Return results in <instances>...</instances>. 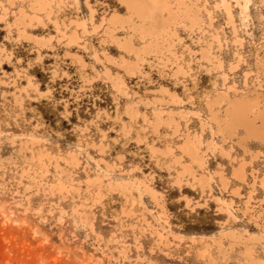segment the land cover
<instances>
[{"label": "rangeland", "instance_id": "374dc122", "mask_svg": "<svg viewBox=\"0 0 264 264\" xmlns=\"http://www.w3.org/2000/svg\"><path fill=\"white\" fill-rule=\"evenodd\" d=\"M54 1L57 6L54 4L50 18L58 20L61 30L75 18L84 19L88 29L91 27L87 2L95 11L92 22L96 32L80 37L76 44L67 45L66 39L57 44V36L49 40L57 35L54 26L39 12L40 23L26 20L23 25L27 34L45 43L43 48L37 47L17 40L21 27L13 22V13L28 9L30 0H0V264H252L243 258L245 248L240 245H231V258L225 256L222 249L229 239L223 238L221 246L216 243L221 231L233 232L243 243L247 237L260 238V243L250 248L251 257L255 264H264V234L243 215L246 201L248 208H264V186H260L264 142L247 141L248 153L243 154L236 138L223 143L217 132L212 138L229 152L228 158L212 149L205 151L203 172L185 157L177 160L185 126L201 136L202 150L211 141L209 130L201 131L199 120L209 117L208 97L213 101L224 86L240 92L257 87L261 78L256 63L264 51V0H227L235 33L225 13L217 8L218 0H199V5L205 4L212 13V27L221 45L214 44L212 54L222 62V69L207 72L203 68L206 63L198 52L208 36L200 31L210 30L201 11L200 29L193 27L190 32L181 24L176 27L174 49L187 72L178 79L172 77L173 68L158 64L153 54L137 62L135 52H124L109 39L102 41L101 17L112 12L126 16L115 0ZM168 2L174 6V0ZM116 35H129V31L120 30ZM132 41L141 47L136 38ZM171 42L168 39L164 45ZM122 58L130 65L139 63V67L125 69ZM107 74L112 80L121 78L127 97L112 89ZM260 84L259 92H263L264 80ZM128 108L138 115L130 116ZM223 109V103L213 105L219 118ZM157 112H163L164 118H182L179 132L162 122L154 133L142 116L151 119ZM149 146L155 148L154 154ZM72 154L76 163L71 161ZM255 154L258 158L252 160ZM241 158L244 183L230 177L231 166ZM55 161L63 168L71 166L77 191L68 187L48 191L42 186L38 193L35 188L25 193L18 185L27 184L19 174L28 167L35 178L42 176L44 183L52 182ZM41 163L48 173L42 174ZM104 163L110 166L107 172L113 182L101 187L96 199L99 181L95 174L106 173ZM183 168L212 177L209 188L202 192L187 178L175 184L177 171ZM251 170L256 177L254 189ZM220 172L228 179L226 190L218 182ZM114 181H124L121 183L127 186L118 187ZM143 184L154 192V198L143 192ZM215 197L226 202L233 199L236 222L219 212ZM188 201L197 206L191 210ZM78 205L84 207L83 216L75 212ZM142 216L151 226L142 225ZM156 232L161 234L160 240ZM123 249L127 259L120 253ZM201 249L205 250L202 258L197 252Z\"/></svg>", "mask_w": 264, "mask_h": 264}, {"label": "bare ground", "instance_id": "6f19581e", "mask_svg": "<svg viewBox=\"0 0 264 264\" xmlns=\"http://www.w3.org/2000/svg\"><path fill=\"white\" fill-rule=\"evenodd\" d=\"M122 8H124L126 12V16L123 17L120 14L112 12L110 15L102 16L100 23L102 26V41L109 39V41L115 45L118 49L123 50L124 52H135V57L137 62H143L144 57L153 54L157 60L158 64L170 65L173 69L172 77L173 79H178L179 77L184 78L187 75L183 64L180 61V57L177 55L174 49V43L178 39L176 27L178 25H182L184 29H190L192 32V28H199L200 21V12L204 11L206 18L208 20L207 27L210 31L202 32V34H206L208 36V40L201 45L200 51L198 54L200 55L202 61L206 63V66L203 67L207 72L209 71H217L222 69V62L218 59V57L212 54V46L216 44L220 48L219 35L217 30L212 27L213 17L212 13L209 9L204 5H199V0H174L173 7L168 2V0H115ZM54 0H30V5L28 9L19 8L17 12L13 13L14 15V24L18 28L17 30V40H21L24 42H31L37 47L43 48L45 43L35 40L32 36L27 34L23 28V25L26 20L35 21L37 20L40 23V17L38 16L39 12H42L44 17L51 22L54 26V31L57 33L55 36H50L51 38H56L57 36V44L61 39H66L68 44H76L77 40L80 37L88 36L90 34H94L96 32V28L93 25L92 19L94 18V9H92L89 4L86 2V6L89 10L88 23L91 26L89 29L85 24V20L81 19L78 21L76 18L69 20L67 24L61 23L64 25L61 30V25L59 24L56 18L51 19L50 17L54 14L53 6ZM217 8L221 9L228 20L230 27H232L233 32V17L230 11V4L227 0H218ZM4 14L6 15V9H3ZM29 13V14H28ZM184 21L186 24H184ZM27 22V21H26ZM93 27V28H92ZM92 28V29H91ZM129 31V35L118 36L116 35L118 32ZM212 30V32H211ZM132 38H136V40L141 43V47L136 46ZM171 40L172 42L166 47L164 42ZM48 40V39H47ZM48 40V41H49ZM179 42V41H178ZM164 51V52H163ZM103 56L105 55V51L102 52ZM167 53V56L162 54ZM195 53V52H194ZM93 57H97L96 52H93ZM164 57V58H163ZM122 63L125 66V69H131L132 71L136 70L139 67V63L136 65H130L128 60L122 58ZM256 68L260 73V80H258L257 87L247 92H240L234 89V87H222L223 91L216 92L213 101L206 99V108L209 114L207 120H200V128L201 131L207 128L209 130L211 141L203 147V141L201 136L197 135L195 131H190V128L185 126L184 135H182L181 143L178 145V153L180 157H177V160L182 157L187 158L192 164H194L198 171L203 172L206 165V156L205 151L212 149L213 151H218L221 156L228 158L229 152L225 151L221 146L217 145L213 136L218 132L220 133L221 140L223 143L226 142L227 139L236 138L235 144L241 148L243 154L248 153L246 150L245 144L247 141L251 143L255 142H264V91L259 92L262 88L260 82L264 80V51L259 61L256 63ZM236 67L230 69V71H234ZM126 73V71H125ZM127 74V73H126ZM107 79L111 83L112 89L122 97H127L128 95L125 93V90L121 88L123 82L120 77H116V80H112L107 74ZM223 82H226V76L223 75ZM31 88V85H27ZM229 94V95H228ZM172 97H175V94H171ZM224 104V109L222 111V116L219 118L213 110V105ZM130 116H137L138 112L136 110H132L128 108ZM143 121H145L148 125L153 128L154 133L158 131V127L162 122H165L167 127H173L174 132H179L180 122L182 118L174 119L171 116L163 117V112H157L152 115L151 119L142 116ZM212 126L215 129H212ZM241 133V135H240ZM94 145L91 146L93 148ZM101 146V144L99 145ZM206 148V149H205ZM232 149V147L230 148ZM22 151H25L24 147H21ZM149 151L151 154H154L155 148L153 146H149ZM169 152V150H168ZM250 153V152H249ZM30 155L33 153L30 151ZM71 161L77 162L76 156L72 154ZM33 157V156H31ZM258 158V155L251 156V159L254 160ZM235 158H232V161ZM179 163V162H178ZM42 164V163H41ZM244 161L242 158L240 161L236 163V165L231 166L230 177L239 183H244L245 180V172H244ZM43 171L42 174L48 173L47 167L42 164L39 166ZM104 167L106 169V173L102 175V173H96L95 176L99 181V185L96 188V192L94 193V197L96 199L100 198L99 189L105 186H112L113 180L109 178V174L107 169L110 168L107 164L104 163ZM53 169L55 170V176L52 177V182H43V178L37 179L35 178V174L31 170V167L26 169H21L19 177L20 179L26 180L27 184L18 183L19 186L23 188L26 192L32 191L35 188V192L38 193L42 186L47 187L48 191H51L53 188H57L58 191L66 190V187L70 188V190L77 191L74 187V179L71 173V166L68 165L65 168L61 167L58 162H54ZM255 172V171H254ZM253 170L249 173L250 176L253 177V182L251 184V188L254 189V183L256 177ZM11 174V173H10ZM13 175V174H11ZM211 176V175H210ZM87 177V175H86ZM107 178L106 184L102 183V180ZM187 178L193 183H196L200 190L203 192L204 189L209 188V182L212 181V177H206L202 174H196L195 170H187L183 168L181 172L177 171V175L175 177V184H180L182 179ZM218 182L221 185L223 190H226L228 179L225 178L222 172L217 173ZM115 185L118 187H122V185L127 186V183H121L124 181H114ZM260 186H264V180L260 181ZM143 192L148 193L151 197L154 198V192L149 188V186L143 184ZM135 191L138 196H141L138 188L135 187ZM127 194L129 190H124ZM69 194V192H67ZM233 195L238 196L237 191L232 192ZM250 199V197H249ZM215 204L219 207L217 208L220 213L224 214L229 220L236 222L237 218L233 215L231 205L233 203V199H230L228 202L225 200H221L217 197L213 198ZM248 201L244 204L243 215L246 216L249 220L252 221L256 226H259L261 229V234H264V208L260 206L259 210L253 207L248 208ZM186 206L193 210L194 207L197 206V203H189L186 202ZM202 205H200L201 207ZM78 208V209H77ZM75 209L76 213L81 214L83 216L85 214L83 205H78ZM256 209V210H253ZM81 210V211H80ZM125 216H128V212H123ZM142 225L149 227L151 226L149 222L142 216L141 218ZM142 232V231H140ZM158 239H161V234L156 232ZM181 237V236H180ZM176 238V236H175ZM201 237L200 239H202ZM209 238V237H208ZM218 242L215 239H211L212 243H218V246H221L220 241L223 238L229 239V244L226 247H223V251L227 252L225 256L231 258L232 252H228L230 250L231 245H240L245 248L243 253V258L245 260L251 261L252 264L256 263V259L254 260L251 257V246L260 243V238L250 239L249 237L244 238V241L240 240V237L234 236L233 232H225L221 231L218 237ZM191 242H194L192 237H189ZM227 250V251H226ZM198 255L200 258L203 257L205 253L204 249L198 250ZM125 259L128 258L126 251L123 249L120 251ZM257 264H261L259 261Z\"/></svg>", "mask_w": 264, "mask_h": 264}]
</instances>
